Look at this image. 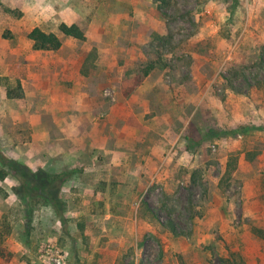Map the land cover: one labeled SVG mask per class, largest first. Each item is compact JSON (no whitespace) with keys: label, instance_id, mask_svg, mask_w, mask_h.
Listing matches in <instances>:
<instances>
[{"label":"rangeland","instance_id":"rangeland-1","mask_svg":"<svg viewBox=\"0 0 264 264\" xmlns=\"http://www.w3.org/2000/svg\"><path fill=\"white\" fill-rule=\"evenodd\" d=\"M158 6L0 0V110L19 120L33 114L57 135L52 122L70 91L58 58L88 49L113 68L87 83L117 107L107 116L111 140L91 137L86 154L41 164L57 139L31 143L24 121L17 138H0L11 165L70 172L51 202L19 193L13 166L0 164L9 173L0 183L4 218L42 264H51L45 248L64 264H264V0ZM67 7L81 10L82 41L57 31ZM34 27L56 34L62 48L33 49ZM143 81L148 94L128 107L122 96ZM18 82L23 98H6ZM127 128L141 136L129 138Z\"/></svg>","mask_w":264,"mask_h":264},{"label":"crops","instance_id":"crops-1","mask_svg":"<svg viewBox=\"0 0 264 264\" xmlns=\"http://www.w3.org/2000/svg\"><path fill=\"white\" fill-rule=\"evenodd\" d=\"M74 9L76 7H67L59 12L64 17L62 19L63 23L67 25L79 23L81 10L78 8L77 10ZM52 11L54 12V10ZM62 45L63 42H61L59 50ZM17 49L18 47L13 50L14 52L10 51V57L17 59ZM58 59L61 61L59 66L61 65L60 69L62 75H64V78H62L64 81L62 80V82L70 91H65L63 112L52 122L53 128L57 130V135L50 133L47 124L44 121H40L33 114L27 116L25 120H19L16 110H9V112L0 110V138H17L19 135L18 123L24 121L29 129L27 134L31 143L38 141L49 143L54 142L52 139H57L56 143H53L50 147L48 146L47 151L44 152L46 153L45 155L41 154V164L44 161L46 163L51 157L66 155L72 151L78 155L86 154L94 146L90 142L91 137L94 140L99 138H109L111 140L113 138V134L107 130V116L111 113L110 117L113 116V112L117 107L105 102L97 88L92 91L90 85L87 84L94 76H98L102 72L105 76L110 75L113 68L109 64V60H102L96 56L91 57L88 49L81 52L71 50L65 58ZM146 80L148 79L146 78ZM149 80L153 82V78ZM146 85L147 81H143L131 93L126 95L127 97L122 96L128 107L131 108L130 103L140 100L148 94ZM73 96L75 97L73 98ZM121 116L117 115L118 119H121ZM104 126L105 129H101ZM130 129L127 128L129 138L135 139L141 136L138 133L131 132ZM92 130L94 133L91 132ZM6 152L7 155H12V150ZM3 200V198H0V264H42L29 254L31 248L26 245L25 236L22 233H16V226H12L14 223L9 222L12 218H4L6 212ZM6 226L8 227L7 232L4 229ZM15 235L17 236L15 237Z\"/></svg>","mask_w":264,"mask_h":264},{"label":"trees","instance_id":"trees-1","mask_svg":"<svg viewBox=\"0 0 264 264\" xmlns=\"http://www.w3.org/2000/svg\"><path fill=\"white\" fill-rule=\"evenodd\" d=\"M159 5L165 3V0H153ZM57 31L60 35L65 37H70L76 40H84L85 35L82 29L75 23L65 24L59 23L57 26ZM27 39L32 43V47L35 50L40 51H57L61 45L59 37L52 32H45L39 27L32 28L28 34ZM150 67L144 71V75L148 74ZM5 97L9 99H22L23 92L21 86L16 83V86L12 89H5ZM13 162L0 154V164L7 168L13 166L11 169L14 175L18 177L20 181V191L19 193L31 192L37 198L50 199L51 202H56L54 193L58 190L60 185L69 177L70 172H61L56 174H50L43 170H38L32 172L17 165H11ZM5 168L0 169V181H2L6 176H8V171ZM232 170L230 169L229 172ZM62 219V218H61Z\"/></svg>","mask_w":264,"mask_h":264},{"label":"built area","instance_id":"built-area-1","mask_svg":"<svg viewBox=\"0 0 264 264\" xmlns=\"http://www.w3.org/2000/svg\"><path fill=\"white\" fill-rule=\"evenodd\" d=\"M105 95L111 97L110 92H105ZM44 253L43 257L47 258L51 264H64V256L59 251L45 248Z\"/></svg>","mask_w":264,"mask_h":264}]
</instances>
